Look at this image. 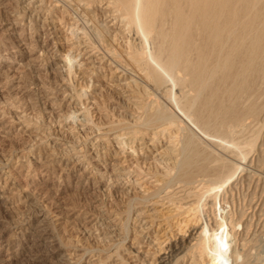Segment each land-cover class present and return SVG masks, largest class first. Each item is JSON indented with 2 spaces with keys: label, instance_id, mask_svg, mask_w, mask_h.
Here are the masks:
<instances>
[{
  "label": "bare ground",
  "instance_id": "obj_1",
  "mask_svg": "<svg viewBox=\"0 0 264 264\" xmlns=\"http://www.w3.org/2000/svg\"><path fill=\"white\" fill-rule=\"evenodd\" d=\"M11 14L15 22L27 16L34 23L71 15L94 22L98 16L103 24L97 28L98 44L86 38L75 49L85 56L90 77L105 78L107 73L113 81L93 89L95 96L107 92L129 117L115 122L105 113L87 122L101 132L99 140L114 135V143L121 145L125 137L132 153L125 159L146 178L137 181L146 190L131 196L126 206L133 228L125 254L119 249L126 240L119 238L121 215L103 213L105 217L92 220V229H106L105 244L119 242L102 256L101 251L93 254L58 241L56 232H65L68 225L56 212L38 210L36 229L46 231L45 243L55 248L54 264H253L249 220L225 212L221 203L224 188L245 167L262 126L258 122L260 128L255 127L264 115V0H17ZM70 70L68 66V75ZM88 96L95 99L93 93ZM73 97L79 104L80 95ZM82 110L87 118V109ZM244 133L245 140L238 141ZM102 187L100 195L108 199L110 193ZM33 196L26 195L30 206ZM9 199L1 189L0 206ZM94 203L100 213L104 201L96 197ZM144 240L146 248L151 243L156 248L141 256L136 249Z\"/></svg>",
  "mask_w": 264,
  "mask_h": 264
},
{
  "label": "rangeland",
  "instance_id": "obj_2",
  "mask_svg": "<svg viewBox=\"0 0 264 264\" xmlns=\"http://www.w3.org/2000/svg\"><path fill=\"white\" fill-rule=\"evenodd\" d=\"M16 3L17 0H0L5 10L0 7V190L3 189L6 196H11L6 206H0V264L55 263V248L44 240L46 231L36 229L40 210H47L51 215L56 212L60 215V222L64 220L68 225L65 232H56L55 238L58 241L61 239L69 242L73 249L74 246L76 249H89L93 254L101 251L99 254L102 256L118 248L119 242L113 239V244L107 241L105 244L106 229L101 226L92 229V220H99L104 216L103 213L112 218L116 214L121 215L123 222L119 238L126 240L119 249L125 254V250L130 248L133 228L132 213L126 212L128 199L146 190L145 186L137 184L139 179L143 183L146 178H142L132 161L125 159L131 153L124 142L125 137L120 139L121 145L114 143V135H109L108 140H99L97 137L102 136L101 132L91 129L87 122L88 117V120H94L99 114L101 117L108 114L106 116L112 121L118 122L119 119L124 122L122 117L125 115L128 118L129 115L117 108L115 100H109L107 92L96 93L95 96L93 89L105 88L113 81L109 80L107 73L105 78L90 77L84 64L85 56L75 49L86 38L97 45V28L100 29L103 24L98 16L94 22L87 23L84 19H75L74 15L62 21L58 17H52L51 21L54 18L59 20H47L45 23H34L27 16H22L15 22L11 12ZM66 63L72 68L69 75L66 73ZM62 90L68 92L63 93ZM74 92L81 97L80 105L74 104ZM92 93L95 99L91 102V96L88 95ZM83 108L88 111L87 118L82 115ZM120 113L122 116L119 117ZM262 117L256 120L255 127L260 124L262 126L259 127L252 152L248 153L245 167L224 188L225 203H221V209L225 212H232L241 220H249L247 224L251 225L247 241L253 264H264V157L262 159L260 155L264 150ZM253 125L250 129H253ZM245 135L244 133L238 141L245 140ZM70 147L75 150L71 151ZM100 186L108 189V199L105 195H100ZM27 194L34 195L31 206L27 201ZM96 197H100L105 203L104 207L98 208L100 213L95 208ZM215 211L218 219L221 212L218 211V205ZM241 228L239 226L235 229L240 232ZM178 237L179 235L176 236ZM146 244L147 240H144L141 249H136L139 255L143 256L142 252L154 247V243L147 248ZM71 247L67 249L70 253L73 252ZM79 253L80 251L76 254Z\"/></svg>",
  "mask_w": 264,
  "mask_h": 264
}]
</instances>
